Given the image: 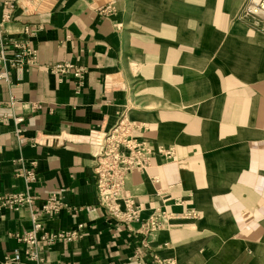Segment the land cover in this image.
Wrapping results in <instances>:
<instances>
[{
    "label": "rangeland",
    "instance_id": "rangeland-1",
    "mask_svg": "<svg viewBox=\"0 0 264 264\" xmlns=\"http://www.w3.org/2000/svg\"><path fill=\"white\" fill-rule=\"evenodd\" d=\"M91 1L102 16L115 13L114 0ZM120 1L125 105L111 128L91 135L98 154L130 164L110 174L105 193L96 184L99 207L126 226L139 223L144 238L173 230L186 244L200 241L156 264H182L181 254L185 264L198 255L212 264H264V18L247 13L248 0ZM20 2L27 13L48 5ZM115 127L119 138L107 142ZM165 164L173 184L161 190L150 173L158 205L142 219L127 178ZM45 232L74 241L83 225Z\"/></svg>",
    "mask_w": 264,
    "mask_h": 264
},
{
    "label": "crops",
    "instance_id": "crops-1",
    "mask_svg": "<svg viewBox=\"0 0 264 264\" xmlns=\"http://www.w3.org/2000/svg\"><path fill=\"white\" fill-rule=\"evenodd\" d=\"M47 1L46 10L29 13L19 4L13 22L3 26L15 36L23 26H41L42 30L29 41V47L37 51V64L12 70L9 84L0 81V196L35 198L17 211L0 210V261L7 253L23 251L14 236L31 229L30 209L53 194L65 208L44 216V229L57 234L83 225V237L41 244L43 264H156V259L175 258L176 251L200 241L186 244L173 230L144 238L139 223L126 226L98 205L89 136L111 128L125 105V35L121 32L125 5L114 0L115 13L105 17L91 0ZM4 12L6 8L0 5V15ZM60 63L84 68L82 81L77 83L71 76L59 79L44 69ZM12 101L15 104L10 106ZM16 118L22 121L16 124ZM18 128L20 138L14 133ZM156 169L130 175L126 181L142 219L158 205L151 198L150 173L159 177L161 190L173 184L166 164ZM28 171L35 175L29 184L17 176ZM179 184L174 190L181 191ZM173 195L181 197L182 193ZM189 257L194 264H212V256ZM178 258L185 264L186 257Z\"/></svg>",
    "mask_w": 264,
    "mask_h": 264
},
{
    "label": "built area",
    "instance_id": "built-area-1",
    "mask_svg": "<svg viewBox=\"0 0 264 264\" xmlns=\"http://www.w3.org/2000/svg\"><path fill=\"white\" fill-rule=\"evenodd\" d=\"M21 4L20 0H2L0 5L6 8V12L0 15V81L8 84L10 82V72L18 67L27 65L34 66L37 64V51L32 47H29V41L35 38L42 30L41 26H23L20 35H11L3 26L13 22V14L16 7ZM247 13L251 17L264 18V0H248V6L246 8ZM47 72L56 75L59 79H64L69 76L80 83L84 77L85 70L78 68L70 63L56 64L44 68ZM15 104L11 102V106ZM22 121L21 118H16L15 123L19 124ZM119 128L115 127V130L111 132V135L107 137V142L110 140L116 141L113 133L119 138ZM21 130L18 128L15 130L17 138L21 137ZM94 134V133H93ZM95 135L89 136V142L94 146ZM107 144V143H106ZM106 147H101L98 151L105 150ZM93 154V171L96 177V184L98 192L105 193L110 181V174L117 176L119 174L118 167L127 166L130 164V159L125 160L122 155L109 157L107 154H98L92 150ZM110 173H109V171ZM19 177H23L27 184L31 183L35 179L33 172H19ZM112 176V177H113ZM111 177V178H112ZM32 196L28 194H13L0 196V210L2 208H8L13 211L19 210L23 205H31L33 200ZM56 196L50 195L46 203H43L38 208H31V230L25 232L22 235H15L14 237L18 242L24 245L22 252L15 250L11 253H7L3 256L0 264H43V258L41 257V244L51 245L54 241L59 239L71 240L67 235H49L45 232L41 216L54 215L63 209V205L56 200Z\"/></svg>",
    "mask_w": 264,
    "mask_h": 264
},
{
    "label": "bare ground",
    "instance_id": "bare-ground-1",
    "mask_svg": "<svg viewBox=\"0 0 264 264\" xmlns=\"http://www.w3.org/2000/svg\"><path fill=\"white\" fill-rule=\"evenodd\" d=\"M98 144V143H97Z\"/></svg>",
    "mask_w": 264,
    "mask_h": 264
}]
</instances>
